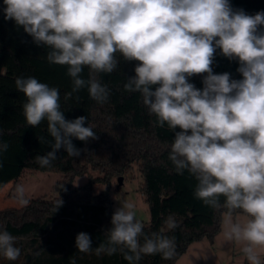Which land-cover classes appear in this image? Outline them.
Listing matches in <instances>:
<instances>
[{
    "label": "clouds",
    "instance_id": "clouds-1",
    "mask_svg": "<svg viewBox=\"0 0 264 264\" xmlns=\"http://www.w3.org/2000/svg\"><path fill=\"white\" fill-rule=\"evenodd\" d=\"M6 21L49 49L47 61L67 67L73 93L87 87L100 104L110 90L90 74H110L117 69L118 54L135 61V75L124 90L138 92L156 124L174 134L169 159L178 174L185 170L197 180L194 196L213 209H226L223 236L241 246L248 264H264V11L254 15L234 9L230 0H3ZM237 61L242 78L228 72L214 74L217 51ZM202 77V89L189 80ZM17 91L26 97L23 115L28 126L47 121L51 151L35 157L43 168L51 166L63 148L79 157L72 138L97 139L87 117L66 120L56 87L34 77H17ZM79 100V96L76 97ZM179 129V131H177ZM9 145L0 143V154ZM16 199L27 206L25 188L18 185ZM223 197V204H221ZM56 202L54 212L62 205ZM135 206L124 203L111 218L106 242L95 248L89 234H77L81 253L123 254L128 264L144 255L171 259L174 238L159 232L146 234L136 218ZM241 210L242 218L234 217ZM168 229L177 225L170 217ZM16 238L0 229V256L16 261L21 249ZM70 264H76L75 257Z\"/></svg>",
    "mask_w": 264,
    "mask_h": 264
},
{
    "label": "trees",
    "instance_id": "trees-1",
    "mask_svg": "<svg viewBox=\"0 0 264 264\" xmlns=\"http://www.w3.org/2000/svg\"><path fill=\"white\" fill-rule=\"evenodd\" d=\"M230 3L234 9H243L250 15L264 11V0H230ZM3 7L0 0V143L9 147L0 154V190L18 182L26 171L58 173L62 180L55 187L59 198L30 199L27 206L0 211V229L14 236L15 246L21 249L16 261L0 256V264H70L73 257L76 264H128L119 251L112 255H97L94 251L106 242L105 232L111 228L114 211L109 193L94 195L93 186L109 184L112 178L126 175L135 165L142 176L141 193L151 215L144 232L151 234L164 229V234L175 242L171 259L160 254L144 255L138 264H176L193 243L204 240L213 243L227 210L213 209L194 196L197 180L187 170L178 174L169 159L173 132L166 124L163 128L156 124V117L149 113L138 92L124 90L127 78L135 75L136 62H124L118 54V67L110 74H90L87 67L83 69V79L94 75L110 90L104 104L93 100L87 87L65 100V94L73 87L67 67L50 64L46 58L49 49L37 46L14 21H6ZM238 67L237 61H229L217 51L214 74L228 72L233 79H240ZM17 77H34L58 88L65 119L87 117L84 126H91L98 138L84 142L73 137L74 146L81 150L80 156L70 157L61 148L51 166L42 168L35 157L51 148L50 143H40L38 137L43 136L48 142L52 137L46 120L35 128L27 125L23 115L26 97L15 87ZM189 82L198 89L203 87L201 76L191 77ZM92 172L101 176L92 177ZM86 175H90L89 182L74 187L75 179ZM59 199L63 203L54 212ZM238 214H242L241 210L234 213ZM170 217L177 225L174 229L167 228ZM81 232L89 234L93 251L77 250L75 240Z\"/></svg>",
    "mask_w": 264,
    "mask_h": 264
},
{
    "label": "rangeland",
    "instance_id": "rangeland-1",
    "mask_svg": "<svg viewBox=\"0 0 264 264\" xmlns=\"http://www.w3.org/2000/svg\"><path fill=\"white\" fill-rule=\"evenodd\" d=\"M90 175L95 178L101 176L98 172H92ZM90 175L76 178L74 187L86 185L89 182ZM119 178H122L121 184ZM61 180L62 175L58 173L26 171L18 182L9 183L0 191V211L22 207L16 199L15 190L18 185L25 188V198L28 200L59 198L60 196L55 187ZM142 183L140 170L135 165L126 175L112 178L109 184L96 183L93 186V194L99 195L108 192L113 202L114 212L126 202L134 204L136 218L146 225L150 222L151 215L145 197L141 193ZM234 217L242 218V214L234 215ZM262 259H264V256H262ZM176 264H248V261L242 253L240 245L224 238L222 222L221 231L213 243L207 240L193 243Z\"/></svg>",
    "mask_w": 264,
    "mask_h": 264
},
{
    "label": "water",
    "instance_id": "water-1",
    "mask_svg": "<svg viewBox=\"0 0 264 264\" xmlns=\"http://www.w3.org/2000/svg\"><path fill=\"white\" fill-rule=\"evenodd\" d=\"M119 183H120V184L122 183V178H119Z\"/></svg>",
    "mask_w": 264,
    "mask_h": 264
},
{
    "label": "crops",
    "instance_id": "crops-1",
    "mask_svg": "<svg viewBox=\"0 0 264 264\" xmlns=\"http://www.w3.org/2000/svg\"><path fill=\"white\" fill-rule=\"evenodd\" d=\"M3 189H4V188H3ZM1 190H2V189H1ZM1 190H0V191H1Z\"/></svg>",
    "mask_w": 264,
    "mask_h": 264
}]
</instances>
